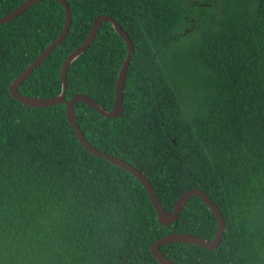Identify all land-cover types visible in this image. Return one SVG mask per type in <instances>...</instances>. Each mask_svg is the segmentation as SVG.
<instances>
[{
  "label": "trees",
  "instance_id": "1",
  "mask_svg": "<svg viewBox=\"0 0 264 264\" xmlns=\"http://www.w3.org/2000/svg\"><path fill=\"white\" fill-rule=\"evenodd\" d=\"M25 0H0V17ZM65 39L19 86L61 92V65L98 14L133 42L124 109L106 118L76 102L75 119L97 149L136 167L172 211L200 188L225 226L215 249L170 242L177 264H264V0H65ZM63 6L41 0L0 26V264H159L153 241L170 233L211 240L217 219L190 197L177 221L158 223L140 182L83 148L65 104L27 107L9 84L61 32ZM127 47L109 22L69 66L76 93L109 110Z\"/></svg>",
  "mask_w": 264,
  "mask_h": 264
},
{
  "label": "water",
  "instance_id": "2",
  "mask_svg": "<svg viewBox=\"0 0 264 264\" xmlns=\"http://www.w3.org/2000/svg\"><path fill=\"white\" fill-rule=\"evenodd\" d=\"M41 0H25L21 4H19L16 8L12 11L8 12L7 14L0 17V26L4 23H7L15 18H17L21 13L27 10L29 7L33 6L37 2ZM60 3L65 12L64 18V25L60 32V34L53 39L39 54L38 56L31 61L28 66L21 71L18 76L9 84L8 90L11 97H13L18 102L22 103L24 106L27 107H46L52 106L55 104L63 103L65 104V115L68 123L73 128L75 135L78 139L79 144L85 148L88 152L93 155L99 156L104 158L112 165L118 166L123 170L129 172L132 176H134L142 185V187L146 190L151 203L156 212V218L159 224L163 226H168L173 222L177 221L180 211L184 208L187 200L190 197L197 196L199 197L202 202L208 207V209L215 215L217 219V229L215 232L214 237L209 240L202 237H199L194 234L188 233H170L163 235L161 237L156 238L150 246V250L152 255L158 261L159 264H177L167 258L160 250L159 247L170 242H184L190 244H196L208 250L215 249L220 240L225 226V220L216 206V204L207 196L200 188H190L184 191L176 200L175 205L172 211H166L161 203L159 202L157 195L150 183L147 179L145 174L138 170L136 167L131 165L130 163L112 155L105 151L97 149L91 143L87 141L85 136L83 135L80 127L78 126L76 119H75V108L74 104L76 102H82L89 105L95 111H97L101 116L106 118H116L121 116L124 105H123V90H124V83L127 73V68L129 66L130 58L133 53V42L129 38L128 34L121 28V26L109 15L107 14H98L94 17L92 26L90 31L86 37V39L76 47L63 61L60 70V78H61V92L54 97L49 98H38L33 96L24 95L19 91V86L22 82L27 79L32 71L37 68L51 53V51L59 45L66 37L69 27L71 24V11L70 8L65 0H54ZM104 22H109L114 30L118 33V35L122 38L123 42L127 47L126 56L124 58L123 64L119 69L116 83H115V92H114V101L113 105L109 110L103 109L93 98L86 94L76 93L71 96L70 99L66 100L65 90H66V75L67 70L70 64L80 55L82 54L92 43L93 39L95 38L100 26Z\"/></svg>",
  "mask_w": 264,
  "mask_h": 264
}]
</instances>
